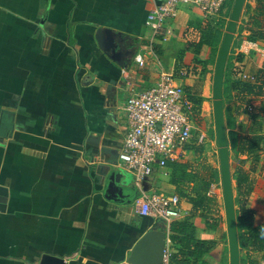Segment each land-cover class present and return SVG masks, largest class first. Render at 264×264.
I'll return each mask as SVG.
<instances>
[{"label":"crops","instance_id":"0c3cea01","mask_svg":"<svg viewBox=\"0 0 264 264\" xmlns=\"http://www.w3.org/2000/svg\"><path fill=\"white\" fill-rule=\"evenodd\" d=\"M162 1L0 0V264H129L144 234L166 231L134 206L143 195L175 194V187L169 170L138 185L124 168L125 106L166 73L187 101L203 99L205 114L234 1L213 19L198 7H180L166 41L146 25ZM248 3L252 11L260 6ZM206 27L214 39L196 56L189 44L200 43ZM239 28L231 53L244 55V75L255 74L264 44L250 41L248 29L239 38ZM229 108L234 130L249 134V118L235 101ZM187 157L197 158L191 150ZM191 209L182 202L177 222L188 220L197 239L217 242L208 262L230 264L223 223L213 231Z\"/></svg>","mask_w":264,"mask_h":264},{"label":"trees","instance_id":"16d2710c","mask_svg":"<svg viewBox=\"0 0 264 264\" xmlns=\"http://www.w3.org/2000/svg\"><path fill=\"white\" fill-rule=\"evenodd\" d=\"M234 0H227L224 10L227 6L231 7ZM260 4L259 9L264 11V0H257ZM224 12V11H223ZM221 13V16L224 13ZM252 7L250 3L246 6L244 16L249 19H243L242 25L239 28V35L244 30L249 29L248 39L253 42H262L264 44V29L257 27L258 17L251 15ZM263 14V12H262ZM229 13H227V16ZM253 19L252 28L244 27ZM255 20V21H254ZM222 21H217V25H221ZM260 26V25H259ZM203 30L204 35L200 43H190L188 49L195 47L193 53L198 56L199 50L203 44H210L214 39L212 28ZM187 49V50H188ZM198 63V59L194 60ZM204 63V62H202ZM207 63V61H205ZM244 55L233 54L229 57L225 80H224V106L225 117L228 130L229 150L234 151L235 158L255 155L257 151L264 146V129L258 128L259 131L249 134H239L234 130L230 122L229 105L232 101L236 102V111L249 113L246 106L250 104L253 98L264 97V58L261 59V69L253 74L255 81H245L244 76ZM236 94H233V93ZM188 101L193 105L192 116H200L202 113L203 99L199 95L188 96ZM264 119V111L259 113ZM191 116V117H192ZM264 121V120H263ZM233 143V148H232ZM204 141L200 143H191L187 146V150L194 151L196 156H202L208 151ZM205 167V164H203ZM197 167V165L195 166ZM193 164L186 161L169 163L168 170L170 175V184L175 187V192L180 198H186L191 205V215L196 217L199 215L205 219L208 228L215 231L219 224L224 222V217L213 218V199L210 197V188L215 183L218 172L206 168L209 175H202L196 170ZM255 172V168L251 169ZM240 171V170H239ZM233 172L234 190H235V205L238 223L239 243L241 248V264H259L254 258V254L264 252V223L256 225V212L248 206L249 197L253 192L254 182L249 179L247 174H237ZM235 175V176H234ZM189 193H187V192ZM187 193V194H186ZM170 240L173 247L179 248L178 253L173 252L171 256V264H216L210 263L205 259V256L216 246L215 240H200L196 238V226L194 223L186 220L175 222L170 226Z\"/></svg>","mask_w":264,"mask_h":264},{"label":"built area","instance_id":"2783aa9c","mask_svg":"<svg viewBox=\"0 0 264 264\" xmlns=\"http://www.w3.org/2000/svg\"><path fill=\"white\" fill-rule=\"evenodd\" d=\"M227 0H163L152 10L146 25L155 36L168 40L173 29L168 21L175 20L180 7L200 8L207 19L219 17ZM136 61L143 65L141 55ZM254 79V77H252ZM244 80L248 75L243 76ZM128 132L120 152L124 168L140 185L158 171H168L169 163L185 161L187 146L193 141L192 105L184 88L170 74H162L154 87L133 93L127 100ZM182 200L176 194L152 193L134 203L136 212L164 223L168 239L162 264H171L173 244L170 226L182 218Z\"/></svg>","mask_w":264,"mask_h":264},{"label":"water","instance_id":"95a60500","mask_svg":"<svg viewBox=\"0 0 264 264\" xmlns=\"http://www.w3.org/2000/svg\"><path fill=\"white\" fill-rule=\"evenodd\" d=\"M247 0H234L230 18L218 53L214 82L213 109L223 188L225 221L229 242L230 264H241L235 190L231 167L228 130L224 106V80L229 56L237 34ZM119 176L116 178L118 181ZM168 235L162 230L144 234L131 251L129 264H162Z\"/></svg>","mask_w":264,"mask_h":264},{"label":"rangeland","instance_id":"374dc122","mask_svg":"<svg viewBox=\"0 0 264 264\" xmlns=\"http://www.w3.org/2000/svg\"><path fill=\"white\" fill-rule=\"evenodd\" d=\"M245 11H246V6L244 9V13ZM252 12L255 14V16L258 17V23L256 24V26L264 29V11H262L263 14L260 9L258 11H255L253 9ZM244 13L242 19L244 18ZM247 19L248 18H246V20ZM252 23L254 22L252 21ZM221 28H223V25ZM242 36H245L244 29L240 33L239 38H241ZM221 38L222 35L220 32V39ZM215 56L217 55H214V59L212 62L213 64L215 63L216 60ZM252 77L253 74L248 75L247 80L255 81V77L254 79ZM207 94L209 95L207 112H205V114L202 113V115L197 117L192 116V122L194 124L192 137H193V143L196 142L200 143L201 141H204L206 146L209 145L208 151L202 156V158H199V156H197L195 162H193L194 160H190V159L188 160V157L185 161L189 164H193L194 167L197 165V167H195L196 170H194V172L195 171L199 172L202 175L207 176L210 174L206 172L205 167H208L218 172L216 181L211 186L209 193L210 197H212L213 199V206H212L213 211L211 213V216L213 218L224 217V222L222 226L224 231H227L226 221H225V209H224L223 188H222L221 171H220V161H219L214 109H213V101H214L213 85H211L210 92L208 91ZM246 108L249 113L247 114L244 113V114L249 118V123L251 124L249 125L250 127L249 131L257 132L259 131L258 128L264 129V121H263L264 119H262V117H260L259 115L261 111H264V97L253 98L250 104L246 106ZM232 148H233V143H232ZM230 159H231L232 173L236 171L237 174H247V176H249V179H251L254 182L253 192L249 197L248 206L254 209L256 212V222H255L256 225L263 224L264 223V146H262L255 155L241 157L240 159L235 158L234 151H231ZM203 164H205V167L203 166ZM252 168H255V172H252L251 170ZM233 182L235 184V181ZM181 200L184 205L188 203V200L186 198H181ZM255 257L259 260V264H264V252H261L260 254L257 253Z\"/></svg>","mask_w":264,"mask_h":264}]
</instances>
